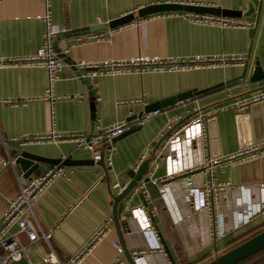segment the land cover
<instances>
[{"label":"crops","instance_id":"crops-1","mask_svg":"<svg viewBox=\"0 0 264 264\" xmlns=\"http://www.w3.org/2000/svg\"><path fill=\"white\" fill-rule=\"evenodd\" d=\"M157 4L208 6L242 12L247 10L248 5L255 9L260 5V12L255 29L256 12L245 19L253 24L248 29L219 28L199 23L188 13L180 11L137 17L141 8ZM50 11L51 23L60 30L56 36L65 32L81 34L89 30L90 33L57 40L58 50L73 65L64 63L61 78L54 84V93L68 96L69 99L54 103L42 99L48 86L47 75L42 69L0 67V100H16L18 103L14 106L0 103V221L19 186L50 168L47 163H40L30 176L23 178L24 173L14 164L15 157L8 146L49 160L91 159L89 152L78 150L72 142L20 146L18 142L12 141L47 133L53 123L59 132L96 133L98 128L115 122L143 116L153 110L160 111L140 130L114 142L112 165L108 170L110 190L114 195L119 194L118 187H126L134 178L137 172L134 169L167 134V126L171 122L175 128L193 120L202 112H215L206 123V158L223 160L241 150L236 118L250 115L252 110H221L264 89V0H51ZM43 12L42 0H0V61L35 54L43 41ZM129 14L136 18L134 22L118 30L108 27L109 23ZM96 28L100 32H92ZM241 54L246 55L244 76V66H229L185 73H129L114 77L83 78L78 67L81 63ZM257 66L262 77L252 81ZM89 89H92L96 98L94 121L91 117ZM254 108V123L260 128L264 121V109ZM243 124L245 126V122ZM256 135L260 136L261 131ZM164 142L165 139L161 145ZM106 148L105 145V156H108ZM158 153L155 154V163L160 168L162 162ZM217 155L220 156L214 158ZM153 161L149 165L152 173ZM66 169L73 172L72 179L69 182H54L34 204L35 223L43 232L49 233L59 223L49 243L39 240L31 244L25 234L18 235L25 246L23 258L27 264H46L44 258L51 249L61 264L67 263L73 255L87 247L107 219H112V199L107 191V180L104 174L98 172V167L77 165L66 166ZM213 175L215 184L229 183L234 188H252L249 196L251 200H256L259 193L255 189L264 183V158L216 166ZM208 177L204 175L203 180ZM84 192L87 193L85 198ZM139 194L132 192L123 201L122 216L132 227V235H125L130 254L144 251L139 245L140 226L131 218V211L137 207H144L147 212L157 208L156 215L151 219L152 226L158 236L161 234L175 264H206L215 256L224 254L264 230L263 214L188 258L185 252L187 245L181 239L185 228H171V221L160 199L148 198L145 202V195L141 198ZM222 195L221 213L227 201L230 205L228 212H224V221L233 224L235 212L243 213L246 208L237 202L243 194ZM233 200L236 203L233 204ZM116 241L112 223L101 240L83 256L80 264H126L123 252L114 246ZM187 250L190 252L188 247ZM145 253L138 254L142 257V264H171L165 251L164 255L153 253L144 257ZM179 255L183 257L182 260ZM241 264H264V253Z\"/></svg>","mask_w":264,"mask_h":264},{"label":"built area","instance_id":"built-area-1","mask_svg":"<svg viewBox=\"0 0 264 264\" xmlns=\"http://www.w3.org/2000/svg\"><path fill=\"white\" fill-rule=\"evenodd\" d=\"M42 4L44 7L42 21L45 28L42 34L43 41L41 46L31 56L11 57L0 61V67L38 68L44 70L47 75L48 86L42 99L54 103V101L69 99L70 97L58 96L54 93V84L60 80L65 64L58 58L53 47L54 37L60 33V30L51 23V0H42ZM187 15L191 16L196 22L219 28L248 29L253 26L252 22L241 18L191 13ZM245 61L246 55L242 54L231 56L195 55L185 58L160 60L139 59L123 62H105L103 64L81 63L78 64V67L82 71L83 78H98L101 76L114 77L129 73H185L201 69H223L229 66L242 67L246 64ZM263 102L264 89L238 100L229 107L222 108L221 111L231 109L235 112H244L251 106ZM0 103L10 104L11 106L18 104L16 100L9 99L0 100ZM159 114V110L149 111L133 121L115 122L107 127L98 128L96 133L59 132L55 129L53 123L52 128L47 133L35 134L31 137L26 136L12 141L18 142L20 146L72 142L78 150L89 152L94 162L100 161L103 149L104 164L110 168L112 165L111 153L114 149V138L130 130L133 126L145 125ZM214 114L215 112H202L193 120L175 128H173V122H171L172 124L167 126L168 135L165 142L159 147L160 150L158 149V158L166 169L165 175L161 179V184L158 185L160 201L171 221V228L180 226L185 228L181 239L190 250L189 252L186 247L185 252L188 258L211 246L213 241L225 238L241 225L247 224L257 216L264 214V196L259 199L257 195L256 200L252 199L248 207L243 209L242 219L237 222L233 224L225 223V219L222 222V217L225 216L224 211L223 214L220 213L217 221L213 222L211 219L210 205L211 203L213 205L217 203L219 211H221V205L223 204L221 202L222 193H231L236 196L249 190L253 191L252 188H244L242 186L234 188L229 183L215 184L214 167H223L235 162L264 158V141L245 147L223 160L206 158L204 153V143L207 140L206 123L207 119ZM105 145L107 146L106 150L109 152L108 156H105ZM143 159L144 157L141 158V161ZM156 159L153 161V171L158 169V165L155 163ZM138 167L136 166L134 170L137 171ZM206 174L209 177L207 180H203V176ZM72 177L73 172L71 170H67L66 167L58 164L48 168L40 175L30 178L26 184L19 186L16 196L8 203L0 221V264H12L23 258L25 246L18 237L19 233L25 234L31 244L39 240L49 243L51 234L59 228V223L55 224L49 233L43 232L35 223L34 204L44 190L54 182L58 180L69 182ZM151 182L156 185L155 180ZM124 188L118 187V193H121ZM255 190L257 193L258 190L264 192V183L260 184ZM138 192H142L143 196L145 195V202L150 198L143 184L134 189L133 194ZM86 194V192L83 193V198H85ZM232 203L234 204L236 201ZM229 206L228 202L227 207ZM156 212L157 208L147 212L144 207H137L131 211V218L138 222L140 226L141 243L139 245L144 249L143 252H133L131 254L137 262L142 259V257L138 256L140 253L146 252L144 257L153 253L164 255L163 245L151 221ZM206 221L208 225H206ZM222 223H224V226H222ZM110 227H112L111 218L107 219L105 224L97 230L88 242L87 247L73 255L65 264H80L87 251L101 240ZM114 246L122 252L118 241L114 242ZM44 261L46 264H61L52 249L46 255Z\"/></svg>","mask_w":264,"mask_h":264},{"label":"water","instance_id":"water-1","mask_svg":"<svg viewBox=\"0 0 264 264\" xmlns=\"http://www.w3.org/2000/svg\"><path fill=\"white\" fill-rule=\"evenodd\" d=\"M185 12V13H191L196 15H211L216 17H227V18H249L252 17L253 14L256 12V23L254 25V28H256V24L258 22L259 12H260V5L258 8H254L251 5L247 6V10L245 12H242L241 10H226L221 8H215V7H208V6H192V5H180V4H157V5H150L145 6L141 8L137 12L138 18H144L153 14H159L164 12ZM136 18L133 16V14L126 15L118 20H115L108 24V27L112 30H118L119 28L126 26L132 22H134ZM100 28V27H99ZM92 29V32H100V29ZM78 32H65L61 34L60 36H55L54 38V49L58 56V58L62 59V61L67 65H73L71 60L66 57L65 54L61 53L60 50L57 48V40L58 38L62 39H70L71 37H76L78 35H87L88 31H83L81 34H77ZM258 65V64H257ZM246 71V64L244 65L243 69V76ZM262 77L261 70L259 66L255 68L253 79H258ZM89 101H90V109H91V117L92 120H95V106H96V98L92 92V89H89L88 92ZM254 106L256 108L264 109V102L261 104L253 105L251 106L252 113L250 115H244V116H238L236 118L237 120V128H238V135H239V148L244 149L245 147L259 144L264 141V121L260 128L256 126L255 122V116L253 111L255 110ZM254 108V109H253ZM141 116L128 119L127 121H133L136 118H140ZM245 122V126L243 124ZM209 124V123H208ZM141 126H133L130 130L124 132L120 136L114 138L113 142L116 140L122 138L123 136L129 135L131 133H134L138 130H140ZM261 131V135L257 136V132ZM168 134H166L155 146L152 151V153L144 159V161L139 165L137 172L134 175V178L129 182V184L124 188V190L114 195L110 190V178L108 176V170L109 168L105 166L104 160H103V149L101 154V159L98 162H94L92 159L86 160V161H72L70 158L66 159H58V160H49L44 159L35 155H32L30 153L24 152L21 149H17L11 146H8V150L14 154V164L19 167V169L24 173L23 178H27L30 176L38 167L40 163H47L50 167L60 164L61 166H77V165H90V166H97L98 172L101 174H104L105 179L107 180V191L109 194V197L112 199V207H111V217H112V223L114 230L116 232L117 241L119 246L122 249L123 256L125 258L126 264H140V262H137L134 260L132 255L130 254L126 241H125V235H132V229L129 226L128 221H126L125 218L122 216V208H123V201L134 191V189L139 187V183L141 185L143 184L145 187L146 192L148 193L149 197L152 200H159L160 199V193L158 190V185L161 184V179L165 175V165L162 164L160 168H158L156 171H154L152 174H150L149 165L150 163L155 159V154L158 151L161 143L166 139ZM212 156V155H211ZM220 155L215 156L219 157ZM250 166V165H249ZM155 180V184H153L151 181ZM139 196L143 198L142 192H140ZM160 241L163 245L164 251L167 254L171 264H175L174 260L169 252V248L165 244V241L163 240L161 234L159 233ZM264 250V230L260 232L259 234L255 235L254 237L248 239L247 241L239 244L238 246L230 249L229 251L225 252L224 254L215 257L213 260L206 264H239L246 259L256 255L257 253ZM12 264H27L26 260L22 258L20 261L13 262Z\"/></svg>","mask_w":264,"mask_h":264},{"label":"bare ground","instance_id":"bare-ground-1","mask_svg":"<svg viewBox=\"0 0 264 264\" xmlns=\"http://www.w3.org/2000/svg\"><path fill=\"white\" fill-rule=\"evenodd\" d=\"M258 193H259V197L258 198L261 199L264 196V192L258 190ZM249 194H250V190L248 192H245L243 194V196L238 199L239 204L242 205V206H245L246 208L248 207V204L251 203V198H250ZM242 215H243L242 213L239 214V213L235 212L233 223L237 222L239 219H242ZM223 219H224V217H222V222H223ZM222 226H224V223H222ZM140 264H142V262Z\"/></svg>","mask_w":264,"mask_h":264},{"label":"rangeland","instance_id":"rangeland-1","mask_svg":"<svg viewBox=\"0 0 264 264\" xmlns=\"http://www.w3.org/2000/svg\"><path fill=\"white\" fill-rule=\"evenodd\" d=\"M234 199V198H233ZM234 201V200H233ZM228 201H227V203H226V206H225V210H224V212H225V214L228 212ZM220 213H221V211H219V206H217V203L216 204H212L211 203V205H210V217H211V219H212V221L214 222V221H217L218 220V217H219V215H220ZM222 214V213H221ZM222 216V215H221ZM216 224V223H215ZM229 251V250H228ZM215 257H217V256H215ZM214 257V258H215ZM213 258V259H214ZM179 259L180 260H182L183 259V257L181 256V255H179ZM213 259H211V260H213Z\"/></svg>","mask_w":264,"mask_h":264},{"label":"trees","instance_id":"trees-1","mask_svg":"<svg viewBox=\"0 0 264 264\" xmlns=\"http://www.w3.org/2000/svg\"><path fill=\"white\" fill-rule=\"evenodd\" d=\"M264 253V250L263 251H261V252H259V253H257L256 255H260V254H263ZM256 255H254V256H256ZM254 256H252V257H254ZM251 258V257H250ZM249 259V258H248ZM248 259H246V260H248ZM245 260V261H246ZM244 262V261H243ZM243 262H241V263H243ZM241 263H239V264H241Z\"/></svg>","mask_w":264,"mask_h":264}]
</instances>
